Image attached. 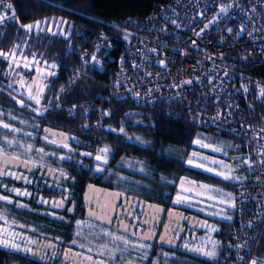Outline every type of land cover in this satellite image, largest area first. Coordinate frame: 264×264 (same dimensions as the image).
<instances>
[{
  "label": "flooded vegetation",
  "instance_id": "1",
  "mask_svg": "<svg viewBox=\"0 0 264 264\" xmlns=\"http://www.w3.org/2000/svg\"><path fill=\"white\" fill-rule=\"evenodd\" d=\"M9 120L0 108L9 126L0 127V196L8 198L0 199V240L15 245L0 244V256L11 264H197L220 243L233 206L219 213L202 199L231 193L223 176L185 165L203 175L185 172L156 189L127 173L139 170L130 163L125 172L87 169L78 143L58 128L50 127L63 140L45 125Z\"/></svg>",
  "mask_w": 264,
  "mask_h": 264
},
{
  "label": "built area",
  "instance_id": "2",
  "mask_svg": "<svg viewBox=\"0 0 264 264\" xmlns=\"http://www.w3.org/2000/svg\"><path fill=\"white\" fill-rule=\"evenodd\" d=\"M221 6L227 12L220 13ZM112 27L122 38L115 56L109 32H95L87 45L67 44L66 52L83 64L100 69L113 60L115 67L109 90L65 104L66 115L79 117V131L93 137L109 113L110 100L181 102L193 108L198 127L236 138L227 169L242 179H228L232 223L213 264H247L264 229V126L244 118L241 77L264 61V0H164L151 5L140 23L126 18ZM261 89L255 87L257 97Z\"/></svg>",
  "mask_w": 264,
  "mask_h": 264
},
{
  "label": "trees",
  "instance_id": "3",
  "mask_svg": "<svg viewBox=\"0 0 264 264\" xmlns=\"http://www.w3.org/2000/svg\"><path fill=\"white\" fill-rule=\"evenodd\" d=\"M163 1L10 0L11 9L0 8V14L13 17L14 13V18L0 24V53L7 54L0 55V108L11 114L13 120L8 122L16 125L23 122L38 127L39 131L43 125L58 128L78 143L82 164L87 169L93 164H102L104 171L125 172L123 162L128 161L129 165L137 166L139 170L127 169V173L139 175L145 184L156 185V189L169 188L170 184L165 183L175 181L185 172L202 174L184 164L197 133L226 136L237 143L238 140L198 127L190 104L164 105L156 102L135 105L127 98L110 100L106 103L109 113L102 119L93 137L88 132L81 133L78 129L79 117L68 116L63 109L65 104L85 101L95 93L109 90L115 67L113 60L104 62L100 69L90 63L83 64L66 52L67 44L87 45L95 32H109L113 35L110 54L115 56L122 38L113 29L112 23L126 18L140 23L151 5ZM56 18L64 20L61 28H54L52 23L48 27L49 21ZM37 21H40L39 28L28 31L21 27ZM12 52L34 54L39 65L53 70L47 78L41 104L36 108L34 103L18 96L12 87L19 81L22 84L32 72L31 68L12 62ZM241 79L246 89L242 99L244 118L251 125L264 126V95L260 92L257 97L254 92L257 85L264 88V61L245 70ZM133 120L136 122L131 123ZM127 133H135L140 139H130ZM33 140L37 138L33 137ZM105 148L107 153L101 151ZM98 153L106 158V163L94 158ZM227 186L229 188L228 183ZM231 223L232 219L228 228ZM227 229L220 236V241ZM253 261L264 264V229L256 237L247 264ZM213 263V260H204L197 264ZM0 264H11V261L0 256Z\"/></svg>",
  "mask_w": 264,
  "mask_h": 264
},
{
  "label": "rangeland",
  "instance_id": "4",
  "mask_svg": "<svg viewBox=\"0 0 264 264\" xmlns=\"http://www.w3.org/2000/svg\"><path fill=\"white\" fill-rule=\"evenodd\" d=\"M51 23L54 25V28L59 29L63 25L64 20L62 18H56L54 20L51 19L48 23V27L51 26ZM28 24H33V22ZM10 55L14 58L12 62H18L21 66H26L27 68L32 69L30 76H28L22 84L19 81L18 84L12 86L14 91L21 98L28 100V102L34 103V108L38 107L41 104L40 99L44 91L47 78L53 72V70H51V68L48 66L39 65L37 57L34 54L23 55L20 52H12ZM21 60H23V62ZM15 81H17V79H15ZM30 96H37L40 100V103L37 104L34 99H30ZM133 122L135 123L136 121L133 120L131 123ZM4 124L5 123L1 122L0 127L3 130H8V128L3 127ZM12 134L17 136L19 139V136L25 133L19 130H13ZM127 137L134 139L135 141L140 139V136L135 133H127ZM191 144L193 148L184 161L186 166L207 171L209 173H224L225 175H228L227 161L229 158L235 155L238 146L237 142L226 136L200 132L193 137ZM217 149H219V151H217ZM100 154L98 153L97 155ZM95 157L96 156H94V158ZM123 163L126 165L130 162L124 161ZM209 169H211V171H209ZM227 183L229 185L228 179ZM179 187L184 189L182 186ZM202 204L208 205V207H211L214 211L222 213L225 210L231 209L233 206V201L231 193L228 192L226 195L219 197H214L213 195L207 196L205 199H202ZM221 242L222 240L220 243H217L219 244L218 246L216 244V247H211V249L209 248L208 250V252H214L215 255L209 256L204 254V256H206V258L209 260H213L214 262Z\"/></svg>",
  "mask_w": 264,
  "mask_h": 264
},
{
  "label": "snow or ice",
  "instance_id": "5",
  "mask_svg": "<svg viewBox=\"0 0 264 264\" xmlns=\"http://www.w3.org/2000/svg\"><path fill=\"white\" fill-rule=\"evenodd\" d=\"M0 8H8V9H11V5H4L2 3V0H0ZM220 13H225L227 12V6H221L220 9H219ZM10 18H14V13H13V17H9L6 13L4 14H0V24H2L6 19H10ZM174 23V22H173ZM39 25H40V21H37L35 22L34 24H27V25H21L22 28L28 30V31H31L33 28H39ZM205 27H207V25H205ZM228 31H231V29H229ZM127 38V37H125ZM0 55H7L5 53H0ZM93 60H95V57L92 58ZM163 63V62H161ZM187 83H191V81H188ZM246 90V89H245ZM42 91V89H41ZM261 94L264 95V88L261 89ZM30 99H34L36 101L37 104L40 103V100L37 96H30ZM22 103V102H20ZM3 127H9L7 124L3 125ZM121 132H123V129H120ZM104 153H107L108 149L105 148L103 150ZM217 151H219V149H217ZM85 155H90V154H85ZM95 159L97 161H101L103 160L105 163L107 162L106 161V158L104 156H101V155H97L95 157ZM97 170H99V166L97 168ZM209 171H211V169H209ZM217 175H221L223 176L224 179H242L241 177H234V176H231V175H225L224 173H217ZM22 177H17V179H21ZM17 191V194L18 195H29V193L27 192H23L21 193L19 190H16ZM0 199H8L7 197H3V196H0ZM181 201L178 199L177 200V203H180ZM0 244L4 245L5 247H15V245H11L9 244V242L7 240H0ZM195 251H202L201 249H195ZM205 255H209V256H212V255H215L214 252H206L204 253ZM252 264H257L256 261H253Z\"/></svg>",
  "mask_w": 264,
  "mask_h": 264
},
{
  "label": "water",
  "instance_id": "6",
  "mask_svg": "<svg viewBox=\"0 0 264 264\" xmlns=\"http://www.w3.org/2000/svg\"><path fill=\"white\" fill-rule=\"evenodd\" d=\"M46 129L48 131V133L52 136H54L55 139H60V140H63V133L59 130H56V129H52L50 127H47L46 126Z\"/></svg>",
  "mask_w": 264,
  "mask_h": 264
}]
</instances>
